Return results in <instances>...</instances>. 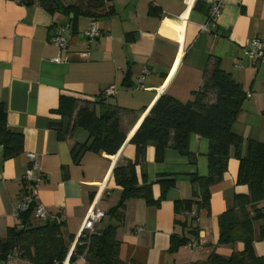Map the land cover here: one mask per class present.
Here are the masks:
<instances>
[{"label":"crops","instance_id":"crops-1","mask_svg":"<svg viewBox=\"0 0 264 264\" xmlns=\"http://www.w3.org/2000/svg\"><path fill=\"white\" fill-rule=\"evenodd\" d=\"M214 1L106 0L113 12L95 21L101 36L88 45L83 31L91 20L81 18L74 32L70 26L68 46L61 50L49 39L60 25L69 23L65 14L48 12L36 4L0 0V102L7 109V125L24 136L23 151L13 158L2 159L0 147V239L21 223L13 212L26 191L28 153L36 155V173L42 175L36 191L47 210V221L63 222L64 233L72 237L71 246L97 198L104 216L95 227L116 224L107 214L120 194L112 171L119 160L134 159L131 137L160 95L166 93L181 102L193 98L202 86L205 67L215 58L246 93L232 124V130L244 139L242 153H246L248 140L264 142V62L246 55L251 38L264 42V0H221V15L211 23ZM150 5L159 7L158 15L148 13ZM203 25L208 30H202ZM56 57L61 60L54 61ZM145 68L148 72L139 83ZM111 86L115 93L101 97ZM61 95L77 97V108L85 99H104V104L121 108L125 141L115 155L84 149L77 160L73 158L72 147L85 143L87 131L74 127L72 118L53 112ZM214 98L210 93L208 101ZM93 105L101 111V103ZM60 128L63 138L57 133ZM188 151L185 155L168 146L157 160L154 146H147L145 160L137 166L140 181L144 175L147 182H153L155 199L161 193L154 182L158 175H173L176 183L159 205L141 198L127 201L116 231L120 257L127 264H190L206 260L211 253L228 257L243 251L240 239L218 243L220 215L233 207L235 194L248 193L247 185L236 184L239 161L234 149L222 179L209 187L208 206L196 213V231L183 225L185 214H175V201L194 198L196 184L191 177L208 174L210 141L191 134ZM261 224L264 219L255 221L253 248L257 256H264V239L258 234ZM172 237L195 245L170 251ZM0 264L5 261L0 259ZM16 264L33 263L21 258ZM72 264L89 263L77 257Z\"/></svg>","mask_w":264,"mask_h":264},{"label":"trees","instance_id":"trees-1","mask_svg":"<svg viewBox=\"0 0 264 264\" xmlns=\"http://www.w3.org/2000/svg\"><path fill=\"white\" fill-rule=\"evenodd\" d=\"M19 3L36 4L48 12L65 14L73 32L79 19L89 18L95 22L113 12L107 8L106 0H71L67 4L63 0H19ZM159 10V7L150 5L148 13L158 15ZM210 93L215 94L213 102L208 101ZM245 98L242 86L221 68L218 58L205 67L202 86L194 92L193 98L181 102L169 94L160 95L130 139L136 148L134 159L119 160L113 168L112 179L120 188V194L117 203L107 214L117 223L81 232L69 260L73 262L84 255L89 264H127L120 257L121 241L116 237L117 226L123 220L127 201L141 198L147 204L159 205L165 192L176 183L173 175H158L154 182L159 184L161 193L155 199L152 193L153 182H147L144 175H141L140 181L137 166L144 162L147 146H154L157 160L162 159L163 151L168 146L189 155V137L196 134L210 141L208 174H195L191 177L196 184L193 199L174 202L175 214L186 215L183 225H189L196 231L193 226L197 219L196 213L200 208L208 206L209 187L222 179L231 149H234V156L239 161L236 184L247 185L248 193L235 194L233 207L227 208L219 217L218 243L240 239L244 243L243 251L228 257L211 253L206 260L190 264H264V256H257L253 248L256 239L255 221L264 219V206H259L264 202V142L248 140L246 153L243 154L244 139L232 130V124ZM103 100L85 99L77 108V97L61 95L58 106L53 109L62 118H72L74 127L87 131L85 143L72 147L75 160L84 149L115 155L125 141V133L120 127L121 108L104 104ZM94 103L102 104L101 111L95 110ZM62 132L61 128L57 132L61 138L64 137ZM23 141V132L7 125V109L0 102L2 159L19 155L23 151ZM193 210L195 215H187ZM19 218L21 223L10 228L5 239H0V259L5 260L9 252L16 250L22 259L33 264H63L72 240L70 235L64 233L63 222L50 223L47 218L35 219L32 208ZM258 234L259 238L264 239V224L260 225ZM187 243V239L172 237L169 250L174 251Z\"/></svg>","mask_w":264,"mask_h":264},{"label":"built area","instance_id":"built-area-1","mask_svg":"<svg viewBox=\"0 0 264 264\" xmlns=\"http://www.w3.org/2000/svg\"><path fill=\"white\" fill-rule=\"evenodd\" d=\"M19 2V0H16ZM222 11V1L216 0L211 4L210 12H209V22L213 23L218 17L221 15ZM202 30H208V27L206 25H203ZM70 29V24H62L59 26L58 31L49 39V42L53 45L57 46L59 49L64 50L67 48L69 43L68 38V30ZM83 34L86 38V41L88 45L92 44L99 38L102 34L101 30L96 25V22L90 21L88 23V26L84 29ZM82 55H86V53H83ZM246 55L247 57L255 62L262 63L264 62V42L261 41L258 37H253L249 40L248 45L246 47ZM54 61L58 62L61 60L60 57H56L53 59ZM148 72V69H144L143 73L139 76L138 80L139 83H142L144 79V75ZM115 93L114 87L111 86L108 89L103 90L100 93L101 97H110ZM29 157V165L25 170L24 173V182L26 184V191L23 194L21 198L18 199L13 215L15 217H19L22 213H25L30 208H32V216L35 219L44 220L48 217L47 210L45 206L39 201L38 195H37V185L42 179V175L39 173H36V171L39 169L38 162L36 155L34 153H28ZM102 189H105V186L102 187ZM98 198L95 199L92 203L91 209L82 225V228L79 232L84 231H93L95 228L96 223L104 216V212L98 209ZM187 215H195V211H191L187 213ZM188 246H194L195 243H187ZM75 243L71 246V249L69 251V254L67 258L64 260L63 264H72V262L69 260L70 254L72 253V250L74 249ZM81 258H85L84 255L80 256ZM20 257V253L18 251H11L6 255L5 264H16Z\"/></svg>","mask_w":264,"mask_h":264},{"label":"rangeland","instance_id":"rangeland-1","mask_svg":"<svg viewBox=\"0 0 264 264\" xmlns=\"http://www.w3.org/2000/svg\"><path fill=\"white\" fill-rule=\"evenodd\" d=\"M63 1L65 2V1H68V0H63ZM69 1H70V0H69Z\"/></svg>","mask_w":264,"mask_h":264}]
</instances>
